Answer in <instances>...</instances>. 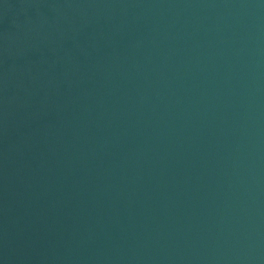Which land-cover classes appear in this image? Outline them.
<instances>
[{"label": "water", "instance_id": "obj_1", "mask_svg": "<svg viewBox=\"0 0 264 264\" xmlns=\"http://www.w3.org/2000/svg\"><path fill=\"white\" fill-rule=\"evenodd\" d=\"M0 264H264V0H0Z\"/></svg>", "mask_w": 264, "mask_h": 264}]
</instances>
